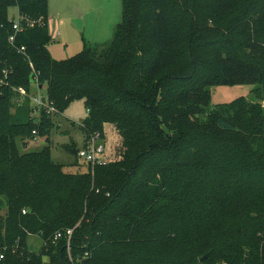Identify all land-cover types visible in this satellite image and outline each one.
I'll return each mask as SVG.
<instances>
[{"label":"trees","instance_id":"16d2710c","mask_svg":"<svg viewBox=\"0 0 264 264\" xmlns=\"http://www.w3.org/2000/svg\"><path fill=\"white\" fill-rule=\"evenodd\" d=\"M13 5L21 17L16 32L8 17ZM239 7L227 0L208 6L206 0H122L121 22L108 43L56 60L48 51L47 0H0V73L7 70V85L0 86V264H72L66 237L53 241L68 228H74V260L87 252L85 264H140L137 238L160 215L175 229L183 221L186 256L206 252L229 263L264 264V187L248 180L254 161L246 157L264 159V147L250 144L261 138L255 119L262 105L241 96L207 110L209 86L259 84L264 76V44L249 23L253 13L264 14V0ZM22 46L25 54L17 52ZM33 76L46 86L55 114L75 99L84 102L85 138L112 124L126 140L121 158L72 174L51 160L49 146L20 153L18 140L26 147L52 126V113L41 109L35 119L28 99L15 102L14 88L30 92ZM181 112L211 115L217 134L235 136L236 145L224 149L243 153L230 172L238 187H225L214 208L186 199L195 168L177 169L182 162L164 146L170 142L164 127L172 130L170 119ZM219 158L214 153L210 163ZM211 169L209 179L222 178ZM153 171L162 177L154 179ZM33 234L43 242L39 253L28 247ZM243 237L250 246L246 254L230 243Z\"/></svg>","mask_w":264,"mask_h":264},{"label":"rangeland","instance_id":"374dc122","mask_svg":"<svg viewBox=\"0 0 264 264\" xmlns=\"http://www.w3.org/2000/svg\"><path fill=\"white\" fill-rule=\"evenodd\" d=\"M214 1L206 0V5H210ZM227 1L236 2L240 6L237 9L239 11L251 0ZM47 12L48 31L51 36L48 51L53 59L63 60L78 54L86 46L104 45L112 39L114 29L121 22L122 0H47ZM8 17L10 20H17L18 11L14 5L9 7ZM249 23L258 31L255 32V35L264 44V14L259 11L253 13L249 16ZM207 89L211 96L207 110H212L219 104L229 103L241 96L261 103L262 113L255 119V135H259L261 138L257 139V143L254 141L250 144L253 150L264 147V76L259 84L214 85ZM30 93L36 95L37 90L32 87ZM39 93L41 96H45V85ZM12 111L15 110L12 109ZM182 112L170 119L172 130L164 127V131L170 138V142L165 143L164 146L170 147L167 152L173 156L176 162H182L176 166L177 169L194 170L195 168L194 181L186 189V199L192 197L214 208L217 199L225 191V187L233 186L234 189L235 185L238 187L240 182L238 176H232L230 172L235 168L236 160L242 158L243 153L224 149V146L233 145V143L236 145L235 136L217 134L210 123L211 115L204 113L198 117L190 115L183 117ZM33 116L38 119L39 111L33 113ZM87 116V108L81 99L71 101L63 112L52 113V126L45 135L29 140L26 147L22 146L20 140L17 141L20 153L36 151L49 146L51 160L61 164L65 172L72 174L85 172L88 170L89 164L77 157L72 150L84 145L85 135L79 124ZM101 133L106 162L119 160L127 149L126 140L112 124L104 123ZM174 135L180 136L181 139L177 141ZM210 146L214 148V152L211 151L212 149L210 150ZM242 148L244 149V147ZM214 153L220 156L215 164L210 163ZM246 157L254 161L251 165L253 177L248 180L252 183H262L264 187V175L261 173L264 170V159L255 158L253 154ZM195 164L197 166H193ZM211 168L220 170L222 178L209 179ZM153 175L154 179L162 177L160 172H154ZM258 177H262V179ZM177 221L179 228L176 227V229L178 231L165 215H160L156 222L148 223L145 226L143 233L137 238L140 264H238L229 263L219 258L217 254L206 252L199 256L196 254L186 256L190 252L184 243L188 234L182 233L183 221ZM210 233L213 232L210 231ZM195 239H197L196 234L191 233V242ZM27 243L33 253H39L43 245L41 236L38 234L29 235ZM230 243L242 245L245 254L247 253L246 249L250 247L247 244V237L238 241L231 240ZM224 253L228 255L229 251ZM203 255H207V259L200 261L199 258ZM247 257L249 258V254Z\"/></svg>","mask_w":264,"mask_h":264},{"label":"built area","instance_id":"2783aa9c","mask_svg":"<svg viewBox=\"0 0 264 264\" xmlns=\"http://www.w3.org/2000/svg\"><path fill=\"white\" fill-rule=\"evenodd\" d=\"M19 20H21V17L18 15L17 20H13L12 23V30L13 32H16L20 29L19 26ZM13 36L10 35L8 40L9 42L13 41ZM18 53L25 54V48L22 46L17 49ZM7 70L2 69L0 73V86L1 85H7ZM34 87L37 90L36 95H32L29 91L26 90L25 87H18L14 88V91H16L17 97L15 99V102L17 105L22 104L23 99H28L31 103V105L34 107L32 111L33 113H36L37 111H40L41 109H44L46 113H54L55 109L54 106L47 101V99L44 96H41L39 91L42 89V86H40L37 82V77L33 76V81L31 82V88ZM37 108V109H36ZM81 125V123L79 124ZM35 131H33L34 133ZM75 154L77 157L82 159L84 162L94 165V164H104L106 163V159L104 157L105 154V146L102 140V135L99 131H94L90 134H88L85 138L84 145L80 148H77L75 150ZM25 210H23V213ZM74 228H68L65 231H57L54 234L53 241H56L63 236L66 237V246H67V257L72 262V264H76L77 262L82 264V261L86 259V256L88 253L86 252L83 257L78 258L76 260L73 259L71 252H70V241L71 236L73 233ZM4 257V253L0 252V260H2Z\"/></svg>","mask_w":264,"mask_h":264},{"label":"water","instance_id":"95a60500","mask_svg":"<svg viewBox=\"0 0 264 264\" xmlns=\"http://www.w3.org/2000/svg\"><path fill=\"white\" fill-rule=\"evenodd\" d=\"M72 152L75 154V152H76L75 149H73ZM206 257H207V255H203L202 257L199 258V260L200 261H203ZM85 263H86V259H84L82 261V264H85Z\"/></svg>","mask_w":264,"mask_h":264}]
</instances>
